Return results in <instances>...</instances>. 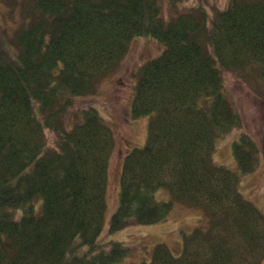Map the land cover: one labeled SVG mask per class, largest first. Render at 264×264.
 <instances>
[{
    "label": "trees",
    "instance_id": "trees-1",
    "mask_svg": "<svg viewBox=\"0 0 264 264\" xmlns=\"http://www.w3.org/2000/svg\"><path fill=\"white\" fill-rule=\"evenodd\" d=\"M162 5L23 0L18 26L13 33L4 28L0 264H121L130 253L122 241L100 239L113 127L93 106L70 126L66 113L76 96L97 91L135 35H152L164 49L139 69L132 115H149L148 135L123 156L109 231L163 219L178 201L203 207L209 224L184 236L179 255L158 243L151 259L138 264H259L264 258V212L240 190L238 172L212 160L216 138L243 125L224 72L250 67L264 79V0H229L213 14L198 3L169 18ZM260 150L243 129L233 141L242 172L256 168ZM160 188L171 199H159Z\"/></svg>",
    "mask_w": 264,
    "mask_h": 264
},
{
    "label": "rangeland",
    "instance_id": "rangeland-1",
    "mask_svg": "<svg viewBox=\"0 0 264 264\" xmlns=\"http://www.w3.org/2000/svg\"><path fill=\"white\" fill-rule=\"evenodd\" d=\"M160 1L161 5L163 3L162 12L166 18L198 3L204 5L211 14L229 3V0H185L178 1L174 6L168 1ZM22 2L23 0H0V38L5 36L4 28L13 33L18 26ZM11 12L15 18L9 16ZM3 44L7 46L6 41ZM163 49L164 45L152 35H135L126 55L103 78L97 91L94 94L76 96L74 105L66 113V122L70 126L77 120V115L80 117L78 121L83 120L85 108L93 106L113 127L115 146L108 170L107 207L100 239L103 242L122 241L130 246V253L123 257L121 264H138L143 260H150L158 243L167 244L174 254L179 255L183 251L184 236L197 226L206 227L209 224L208 213L203 207L176 201L163 219L133 223L116 231H109L110 219L119 202V175L123 156L133 147L144 145L148 135L149 115H132L131 103L139 69L144 61L159 55ZM224 76L230 99L242 114L243 125L216 138L212 160L237 171L240 176V190L264 212V79L250 67L240 72L225 71ZM241 129L251 134L261 148L258 164L250 172L240 170L233 152V141ZM46 137L49 146L53 148L54 133L47 129ZM157 196L159 199H171L166 188H160ZM36 203L39 211L43 198L39 196ZM259 264H264V258Z\"/></svg>",
    "mask_w": 264,
    "mask_h": 264
}]
</instances>
